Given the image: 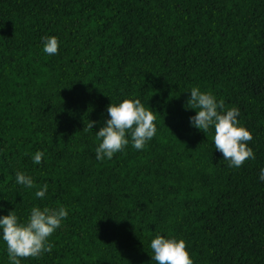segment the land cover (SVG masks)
Masks as SVG:
<instances>
[{"label": "trees", "instance_id": "16d2710c", "mask_svg": "<svg viewBox=\"0 0 264 264\" xmlns=\"http://www.w3.org/2000/svg\"><path fill=\"white\" fill-rule=\"evenodd\" d=\"M193 87L239 109L255 159L229 167L214 126L190 124ZM126 98L153 109L156 135L98 160L107 106ZM262 168L264 0H0V216L68 211L52 251L21 264H156L157 234L193 264H264Z\"/></svg>", "mask_w": 264, "mask_h": 264}, {"label": "clouds", "instance_id": "9594fccd", "mask_svg": "<svg viewBox=\"0 0 264 264\" xmlns=\"http://www.w3.org/2000/svg\"><path fill=\"white\" fill-rule=\"evenodd\" d=\"M59 40L56 36L44 38L43 51L55 55L59 50ZM186 108L196 110L190 117V124L206 135L214 126V145L223 158L229 162V167L240 168L247 160L255 159V153L248 146L253 139L251 131L240 125L239 109L224 110V101H217L210 93L201 91L198 87L190 90ZM108 117L104 126L96 132L101 142L96 148V157L103 160L111 159L117 152L122 151L130 142L137 150H142L157 132L156 115L152 108L145 107L140 99L126 98L118 104L107 106ZM96 121H90L87 128L92 130ZM75 134V133H74ZM44 153L37 151L33 157L36 164L42 162ZM259 179L264 181V168ZM16 182L28 188L34 186L33 178L24 172L16 173ZM48 185L36 191L37 197L43 198ZM2 207V206H0ZM68 216L65 207L57 209L33 207L26 222H20L13 210L7 215L0 216V233L6 242L8 259L11 264H21V259L38 258L45 252H51L53 245L49 237L58 229ZM152 260L156 264H193L185 240L166 238L157 234L150 242Z\"/></svg>", "mask_w": 264, "mask_h": 264}]
</instances>
